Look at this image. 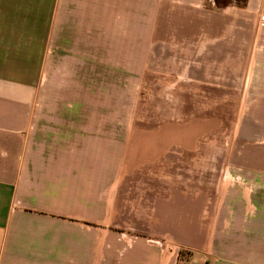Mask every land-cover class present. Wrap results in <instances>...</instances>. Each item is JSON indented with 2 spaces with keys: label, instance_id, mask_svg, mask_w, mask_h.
I'll use <instances>...</instances> for the list:
<instances>
[{
  "label": "crops",
  "instance_id": "obj_1",
  "mask_svg": "<svg viewBox=\"0 0 264 264\" xmlns=\"http://www.w3.org/2000/svg\"><path fill=\"white\" fill-rule=\"evenodd\" d=\"M263 13L264 0H0V264H264V205L251 196L259 158L218 201V190L190 185L204 171L180 182L177 171L144 169L178 161L168 152L179 140L162 126L144 138L131 133L129 107L61 105L71 90L44 107L52 93L39 90L42 76L53 92V81L75 77L73 100L97 96L99 33L108 63L115 14L123 59L142 75L154 61L172 82L260 90Z\"/></svg>",
  "mask_w": 264,
  "mask_h": 264
},
{
  "label": "rangeland",
  "instance_id": "obj_2",
  "mask_svg": "<svg viewBox=\"0 0 264 264\" xmlns=\"http://www.w3.org/2000/svg\"><path fill=\"white\" fill-rule=\"evenodd\" d=\"M238 1V0H237ZM245 0H241L243 3ZM106 24V19L102 20ZM153 19H147V47L148 54L152 39ZM127 33L130 34L131 44L138 42L139 22L137 19L127 21ZM121 20L118 14L112 21L110 59L107 63L106 33L100 32L99 43V78L97 96H83L75 98V77L69 82L57 79L52 82L50 90L49 77L42 76L40 82V96L43 90L52 93L51 99L40 100L41 106H59L58 94L64 90L68 99L61 105H73V101L81 99L83 106H99L102 108L118 109L130 108L128 121L133 130H140L144 138H155L156 128L162 126L165 131L164 139L173 134L179 140L178 147L170 148L168 154L176 155L177 162L152 165L148 163L146 170L177 171L179 176L183 172H205L203 176L190 175L191 186L204 189L205 192L219 191V200L225 194V187L240 183L243 171L250 168L253 158H259L258 165L264 166V115L256 114L258 106L264 103V88L258 90L259 84L252 83H189L173 81L162 74L160 66L147 64L145 73L143 68L133 65L138 62L124 60L120 40ZM177 45V44H175ZM83 67V90L89 84ZM80 76V74H78ZM89 78V77H88ZM176 77L175 79H178ZM264 86V85H263ZM82 90V89H79ZM72 97V98H71ZM71 98V99H70ZM122 112V111H121ZM118 119L126 115H116ZM145 129L146 133H145ZM172 130V131H171ZM139 132V131H138ZM136 133V139L139 133ZM160 136V133H159ZM173 137V138H174ZM133 151L134 148H131ZM242 176V177H243ZM179 181L189 180L184 176ZM248 179H251L248 177ZM239 182V183H237ZM253 193V204L264 205V178L256 179ZM247 187V186H246ZM216 200V197H215Z\"/></svg>",
  "mask_w": 264,
  "mask_h": 264
},
{
  "label": "built area",
  "instance_id": "obj_3",
  "mask_svg": "<svg viewBox=\"0 0 264 264\" xmlns=\"http://www.w3.org/2000/svg\"><path fill=\"white\" fill-rule=\"evenodd\" d=\"M260 22L264 23V13L260 16Z\"/></svg>",
  "mask_w": 264,
  "mask_h": 264
},
{
  "label": "trees",
  "instance_id": "obj_4",
  "mask_svg": "<svg viewBox=\"0 0 264 264\" xmlns=\"http://www.w3.org/2000/svg\"><path fill=\"white\" fill-rule=\"evenodd\" d=\"M182 254V252H180V255Z\"/></svg>",
  "mask_w": 264,
  "mask_h": 264
}]
</instances>
